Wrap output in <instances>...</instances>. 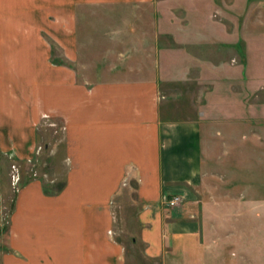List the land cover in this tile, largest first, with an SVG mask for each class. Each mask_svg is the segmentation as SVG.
<instances>
[{
  "label": "crops",
  "instance_id": "1",
  "mask_svg": "<svg viewBox=\"0 0 264 264\" xmlns=\"http://www.w3.org/2000/svg\"><path fill=\"white\" fill-rule=\"evenodd\" d=\"M144 1L0 0V160L21 169L0 264H127L128 235L158 264H195L206 251L227 264L264 223V201L222 164L223 131L200 114L169 119L158 35L142 29L141 11L155 6ZM84 11L90 66L80 70ZM41 149L64 167L54 186L24 170L39 168ZM174 196L182 205L169 208Z\"/></svg>",
  "mask_w": 264,
  "mask_h": 264
},
{
  "label": "rangeland",
  "instance_id": "2",
  "mask_svg": "<svg viewBox=\"0 0 264 264\" xmlns=\"http://www.w3.org/2000/svg\"><path fill=\"white\" fill-rule=\"evenodd\" d=\"M144 2L155 6L141 11L142 29L145 34H152L153 28L158 35L161 77L164 80L161 86L163 94L169 98L166 110L169 119L180 121L200 114L213 121L212 132L223 131L228 142L224 144V147H228V156H221L220 159L229 168L227 170L232 172L237 182L236 189L249 193L254 202L263 203L264 0ZM81 14L80 70L81 66H90V12L84 11ZM52 50L54 61L64 64L58 50L54 47ZM79 77L83 79L86 76L80 74ZM229 116H253L255 122L226 121ZM214 120L219 121L216 123ZM43 129L47 140L53 137L59 140L61 137V132L55 131L56 126L53 129L55 132L45 126ZM248 141L250 143L246 144ZM46 157V151L41 149L37 164L39 168L30 171V166H24V170L31 177L54 186L56 182L60 183L65 170L59 161L55 165L46 162ZM18 171L20 174L21 169L16 163L0 160V249L4 251L7 216L18 189V184L14 185V176H17ZM181 201L182 198L173 208L181 206ZM209 202L213 204V195ZM120 222L117 219L116 225L120 226ZM131 222L133 219H126V224ZM263 225L261 221L256 222L254 233L241 241L243 243L240 242L241 250L234 249L226 252V255L224 253L223 262L236 264L243 261L242 257L264 260V228L257 229ZM128 236L124 242L127 264H158L146 260L142 247L131 244V237ZM211 253L206 251L203 256L198 254L195 264H219L218 260L215 262V257L211 258ZM231 253L235 254L231 256Z\"/></svg>",
  "mask_w": 264,
  "mask_h": 264
},
{
  "label": "built area",
  "instance_id": "3",
  "mask_svg": "<svg viewBox=\"0 0 264 264\" xmlns=\"http://www.w3.org/2000/svg\"><path fill=\"white\" fill-rule=\"evenodd\" d=\"M20 182V175H19V171L17 172V176H14V185H19ZM17 185V187H18ZM181 200V198L179 196H174L172 197L168 202H166V204L168 205L169 208H173L174 206L177 205V203Z\"/></svg>",
  "mask_w": 264,
  "mask_h": 264
}]
</instances>
